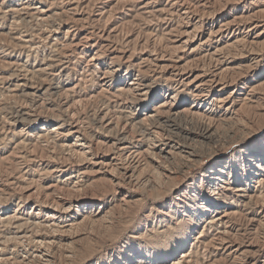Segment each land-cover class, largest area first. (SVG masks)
<instances>
[{"label": "rangeland", "instance_id": "obj_1", "mask_svg": "<svg viewBox=\"0 0 264 264\" xmlns=\"http://www.w3.org/2000/svg\"><path fill=\"white\" fill-rule=\"evenodd\" d=\"M37 6L49 9L52 16L44 20L28 14L21 16L17 11L26 7L31 12ZM184 11L189 12L188 17ZM254 12L258 13L252 19L249 16ZM226 23L229 27L224 26ZM220 28L224 30L222 34L217 33ZM219 47L231 51L234 70L217 71L215 79L220 84L209 101L216 108L221 105V109L233 99L237 101L238 126L222 146L210 154L207 146L198 162L174 178L166 180L144 160L139 180L126 182L121 189L106 176L89 172L79 177L76 170L85 156L67 155L55 140L37 141L24 133L23 128L29 124L18 123L24 111L37 114L33 127L41 126L44 118L64 119L63 110L74 104L68 118L74 115L75 120H83L86 133L102 111L114 125H126L129 131L136 132L129 123L132 110L125 97L117 100L102 91V83L110 79H102L104 72L118 68L117 78L120 70L124 73L130 68L136 75L142 70L148 81L161 85L178 71L161 72L154 66V58H162L158 64L165 66L181 56L179 64L188 62L191 66L181 78L184 85L202 74L208 82L215 64L210 59L217 57L214 52ZM145 50L158 53L151 56L153 61L143 64L141 58L148 57L142 54ZM160 50L166 51L163 57ZM250 54L259 56V61L248 69L246 56ZM111 61L117 65L107 68ZM44 62L50 63V69L33 73ZM24 75L29 86L40 90L36 96L24 95L32 91L29 87L16 93L9 91L10 85ZM126 84L114 81L116 88ZM195 84L188 87L194 89ZM176 85L172 84L174 88ZM174 88L168 94H173ZM225 96L231 97L224 103L216 102ZM77 99L81 102L73 103ZM189 102L182 108H189ZM186 122L180 124L203 133L200 118ZM226 127L218 128L231 134ZM73 139L74 136L70 142ZM98 146L94 152L101 155L104 146ZM147 148L148 142L143 145V149ZM257 149L264 151V0H0V217L37 221L36 215L45 219V209L56 205L54 200L59 198L72 202L74 216L88 209L96 211L100 203L104 204L103 221L87 218L67 237L76 240L70 248L72 252L58 244L39 252L32 237L40 227L25 224L24 228L33 234L29 231L31 237L16 238L15 225L7 219L0 220V264H264V195L259 196L262 198L256 201L250 215L256 221L240 214L226 225L209 224L207 219L213 213L203 214L201 200L202 193L209 189L203 174L211 164L231 158L239 169L242 160ZM83 167L91 169L89 163ZM226 180H230L229 176ZM76 182L80 184L77 190L72 188ZM257 185L256 178L251 186ZM93 203H97L94 208L89 206ZM217 230L227 232L220 237ZM176 244L182 245L178 249ZM46 253L52 256L49 262L44 260Z\"/></svg>", "mask_w": 264, "mask_h": 264}, {"label": "bare ground", "instance_id": "obj_2", "mask_svg": "<svg viewBox=\"0 0 264 264\" xmlns=\"http://www.w3.org/2000/svg\"><path fill=\"white\" fill-rule=\"evenodd\" d=\"M17 11L21 16L28 14L31 16H39L44 20L52 16L51 11L49 9L43 8L42 6L34 7V10L31 12L28 11V8L26 7L17 9ZM183 13L187 14V17L189 16V12L184 11ZM257 13L254 12L249 17L254 19V17H256L255 14ZM229 25V23L224 24L225 27H229ZM194 27L198 28L197 24L194 25ZM239 29L240 28H238V30ZM54 31L55 33H60L58 30ZM223 31L224 30L220 28L217 33L222 34ZM67 33L69 32L67 31ZM24 41L27 42L28 40ZM95 45L96 44L93 46ZM72 46L78 47L80 45L72 44ZM162 52L166 53V51L160 50V54L163 57L164 54ZM230 52L226 49V47H219L216 49L214 56L216 55L217 57H211L210 59V62L214 61L215 64L214 70L210 71L211 79L207 80L208 82L202 79V74L196 76L195 79H191L186 83V85H184V81L181 80V78L190 72L191 66L190 64H187L188 62L186 63L187 65L179 64V62L182 61L181 56L180 60L175 61V63H167L165 66L158 64L159 61H162V58L160 60L154 58L157 61V63L153 62L154 66L156 68H160L161 72L166 73L172 70L178 71L176 74H173L172 72L171 77L165 78L161 85L157 84L158 82L154 83L152 81H148V78L140 69L138 75L132 74V71H129L130 68L126 69L124 73H122V70H120L117 78L114 77L117 75L115 71H117L118 68L115 70L107 69L104 72L105 75L102 79L108 77L110 79H107L102 83V88L104 87L102 91L110 93V95L117 100L125 97V101H128L132 110V122H127L131 123L132 127L137 129L136 132L129 131L126 125L123 128L114 125V121L111 120L112 118L109 119L107 113L102 111L100 112V117L94 119L92 123L93 127H91L90 132L86 133V129H84L85 122L83 120L79 118L75 120L74 115L73 117L68 118L69 112L74 107V104L68 105L63 110V114L66 115V118L64 119L60 116L44 118L42 119L41 126L33 127L32 124L36 122L33 118L37 119V114L29 111H21L22 113L19 114L18 123H25V125L29 124L23 128L24 133L33 139L35 138L37 141L43 139H45V141L55 140L54 142H57L59 147L66 151L67 155L75 153L85 156L84 162L82 164L84 166L85 163H89L91 165V169L88 170L83 167L82 164H78L79 168L76 171H78L77 175L79 177L81 175H88L89 172L93 173L89 175L106 176L109 178L108 180H111V182L117 186V188L121 189L123 186H125L126 182H137L139 180L138 173L142 169L141 166L144 160L146 166L151 164L157 174L163 176L166 180L174 178L179 173L185 171V168L198 162L202 153H205L208 150L210 154L212 153L210 151L217 149L219 145L222 146L228 137L232 136L234 129L238 126V120L236 119L238 114V109L236 108L237 101L234 102L233 99L229 105L222 108L223 110L220 108L221 105L216 108V106H213L212 102L209 101L211 98V93L220 84L215 79V76H217V71L221 70L220 72H223L234 70L233 66L231 65L234 60L229 58ZM250 52L252 53V51ZM150 53L149 50L142 51V54L147 55L148 57L141 58V63L144 64L146 62L153 61L151 56L158 53V50H153V53ZM252 54L246 56V59L249 62V66L247 67L248 69L253 66L252 64H256L259 61V56H252ZM6 56L10 57L14 56V54H6ZM168 56H170V54H168ZM168 60L170 59L168 58ZM45 63L46 62H44L42 65H39V67L34 70L33 73L46 72L49 70L51 67L50 63ZM115 65L117 64H115L114 61H111L109 62L107 68H112ZM181 69L183 70V73H180ZM209 70L210 68H208V71ZM205 75L206 74H204V76ZM129 77H131V79H129L130 81L126 84V78ZM176 77H179V79H176ZM9 79L11 78L9 77ZM27 80V75L20 76L17 78L15 84L10 85L9 91L16 93L19 92L23 87H29V89L32 91L28 92L30 94L24 95L36 96L40 90H36L34 89L35 87L29 86V80ZM115 80L126 84V86L116 88L114 85ZM196 82L198 83L195 84ZM173 83H177L175 88L172 86ZM192 83L195 84L194 89H190L188 87ZM178 85H180L179 88L177 87ZM173 88L174 93L168 94V91ZM113 89L116 90H114V92L110 91ZM220 92H222V89H219V93ZM230 97L231 96L220 97L216 102L224 103ZM79 101L80 100L73 103L78 104ZM188 101H190L189 108H182L183 104H186ZM67 102L70 101L67 100ZM241 103L243 104V101H241ZM142 110H144V112H141ZM197 118H200V121L204 123L203 133L201 134H198L189 127L180 124V122L187 124L186 121L191 122L193 119L196 120ZM215 122L218 123L219 126H227L226 128H229V132L231 134L226 135L223 132H220L218 128L219 126L216 125ZM86 134H88L89 137L86 136ZM22 135L24 134L22 133ZM72 136H74V139L72 142H70ZM21 141L23 142V140ZM146 142H148V148L143 149V145ZM98 143L104 146L105 152L101 155L94 152L95 145L99 147ZM207 146L208 149L206 150ZM204 149L206 151H204ZM25 159H27V157ZM223 160L216 161L215 163L211 164L209 168H207V174H203L205 179H207V184L209 185L207 193H202L201 196L204 209L203 214L207 213L208 215L217 212L215 215L212 214L213 216L209 215L207 222L213 225H226L231 222L230 220L234 216L240 214L247 215L250 219L249 221H256L253 217H250V215L253 213L252 210L254 207H256V201L259 200V198H262L259 196L261 194L264 195V151H262V149H257L256 152L249 158L242 160L243 164L239 169L234 164V161L231 160V158L225 160V163ZM67 170L63 169V172ZM233 171H237V173H233ZM228 176L230 178L229 181L226 180V177ZM72 177L73 175L67 177L66 179L68 180ZM232 178L233 180H231ZM256 178L258 180V185L252 187L251 182ZM237 183L239 184L236 185ZM69 184L70 183H68V185ZM64 185L67 184L64 183ZM79 186L80 184L76 182L72 188L77 190L80 188ZM211 187L213 190H210ZM54 202L57 204L48 205L45 209V219H40L39 216L33 215L37 221H30L28 218H19L15 216L9 217L7 215L3 219L0 217V220L7 219L10 223L15 225L14 228H17V231L14 233L16 238L31 237L33 234L32 231H27V229L24 228L25 224H35L40 227L41 230L34 233L32 237L34 243H36L39 248V250H37L39 252H41L42 248H47L48 246L55 244H58L67 249V251L72 252L70 248L73 247V245L76 243V240L74 238L70 239L67 237H70L69 235L72 233L73 229L78 226L80 222L87 218H91L94 221H103L104 204L100 203L96 211L87 208L88 210L83 209V214L79 213L80 215L78 214V216H74L72 213V202H69L67 198L55 199ZM86 205H88V203ZM95 205H97V203H93L89 206L94 208L93 206ZM77 210L78 209H75V211ZM258 214L257 216H259ZM20 219L22 222H19ZM258 221L260 222L259 219ZM29 231L32 233L31 235L29 234ZM226 232L218 231V235L223 237ZM182 244H180L178 247L176 244V247L179 249ZM1 252L2 246L0 247V254ZM182 256L184 257L186 254ZM44 257V260L47 262L52 259V256L47 253L44 254ZM67 257L70 258L71 255H67ZM148 257H150V254Z\"/></svg>", "mask_w": 264, "mask_h": 264}]
</instances>
